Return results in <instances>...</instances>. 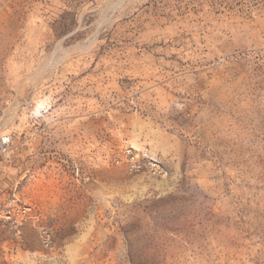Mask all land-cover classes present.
Here are the masks:
<instances>
[{
    "label": "rangeland",
    "instance_id": "1",
    "mask_svg": "<svg viewBox=\"0 0 264 264\" xmlns=\"http://www.w3.org/2000/svg\"><path fill=\"white\" fill-rule=\"evenodd\" d=\"M0 264H264V0H0Z\"/></svg>",
    "mask_w": 264,
    "mask_h": 264
},
{
    "label": "built area",
    "instance_id": "2",
    "mask_svg": "<svg viewBox=\"0 0 264 264\" xmlns=\"http://www.w3.org/2000/svg\"><path fill=\"white\" fill-rule=\"evenodd\" d=\"M7 141H8V137L2 138V143H6ZM124 153L128 166L131 170L136 172L144 171L148 174L154 176H160V177H165L167 175L166 168L162 164H160L158 160L154 158L141 159V160L136 159L135 154H132L130 148L125 149Z\"/></svg>",
    "mask_w": 264,
    "mask_h": 264
}]
</instances>
